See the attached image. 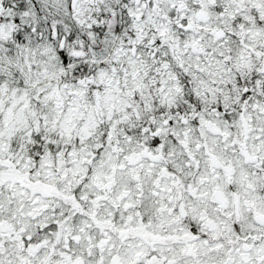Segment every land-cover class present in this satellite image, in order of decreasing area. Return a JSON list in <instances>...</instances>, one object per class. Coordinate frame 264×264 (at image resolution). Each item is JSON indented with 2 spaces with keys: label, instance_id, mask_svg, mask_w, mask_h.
<instances>
[{
  "label": "snow or ice",
  "instance_id": "snow-or-ice-1",
  "mask_svg": "<svg viewBox=\"0 0 264 264\" xmlns=\"http://www.w3.org/2000/svg\"><path fill=\"white\" fill-rule=\"evenodd\" d=\"M0 264H264V0H0Z\"/></svg>",
  "mask_w": 264,
  "mask_h": 264
}]
</instances>
